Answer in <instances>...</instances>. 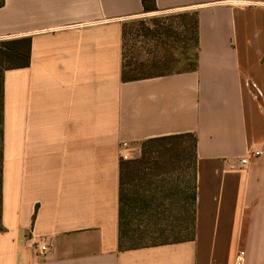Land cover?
Instances as JSON below:
<instances>
[{
	"label": "crops",
	"instance_id": "0c3cea01",
	"mask_svg": "<svg viewBox=\"0 0 264 264\" xmlns=\"http://www.w3.org/2000/svg\"><path fill=\"white\" fill-rule=\"evenodd\" d=\"M194 10L195 70L124 80V28L143 0H6L0 39L32 38L5 73L0 264H264V5ZM197 138L196 235L119 247L120 164L143 143ZM123 143L127 146L123 147ZM39 237L55 249L39 251Z\"/></svg>",
	"mask_w": 264,
	"mask_h": 264
},
{
	"label": "trees",
	"instance_id": "16d2710c",
	"mask_svg": "<svg viewBox=\"0 0 264 264\" xmlns=\"http://www.w3.org/2000/svg\"><path fill=\"white\" fill-rule=\"evenodd\" d=\"M6 0H0V8ZM144 13L158 12L154 0H143ZM196 47L198 48L197 12L194 22ZM125 37V28H124ZM32 38L21 37L0 41V232L2 227L3 202V169H4V121H5V73L8 70L26 68L30 65ZM197 68V56L193 68ZM185 70V71H190ZM182 71V72H185ZM156 75H165L156 74ZM154 76V75H150ZM150 76H132L127 72L124 55L123 79L138 80ZM192 139V146L183 143L185 138ZM192 151L193 168V219L192 232L184 238L172 239L154 244H145L144 240L163 231L162 223L156 222L158 208L166 198L159 195L174 190L168 180L173 172L183 169L188 155ZM197 138L192 134L166 136L150 139L143 143L142 155L135 160H122L120 164V211H119V247L131 250L142 247L156 246L193 240L196 235V203H197ZM163 221V220H162ZM160 222V223H159Z\"/></svg>",
	"mask_w": 264,
	"mask_h": 264
},
{
	"label": "rangeland",
	"instance_id": "374dc122",
	"mask_svg": "<svg viewBox=\"0 0 264 264\" xmlns=\"http://www.w3.org/2000/svg\"><path fill=\"white\" fill-rule=\"evenodd\" d=\"M247 4L264 5V0H242ZM196 11L180 10L172 12H151L129 21L125 27L124 55L127 72L132 76L178 73L190 70L197 56L194 22ZM9 39H0V41ZM183 143L192 146V139ZM192 151L184 168L170 175L168 184L174 185L173 192L159 195L158 218L163 231L144 240L154 244L187 237L192 232L193 219V168ZM163 220V221H162ZM159 222V223H160Z\"/></svg>",
	"mask_w": 264,
	"mask_h": 264
},
{
	"label": "built area",
	"instance_id": "2783aa9c",
	"mask_svg": "<svg viewBox=\"0 0 264 264\" xmlns=\"http://www.w3.org/2000/svg\"><path fill=\"white\" fill-rule=\"evenodd\" d=\"M127 144L123 143V147H126ZM264 155V148H260V149H255L253 151H251L249 154L245 155L242 159H241V165L242 166H248L251 163V160L253 159H257L261 156ZM35 246L36 248L41 251L42 253H46L49 251H52L55 249V243L52 241H47L45 238L43 237H39L38 240L35 242ZM244 256V252H240L238 254V258L236 261V264H242V257Z\"/></svg>",
	"mask_w": 264,
	"mask_h": 264
}]
</instances>
